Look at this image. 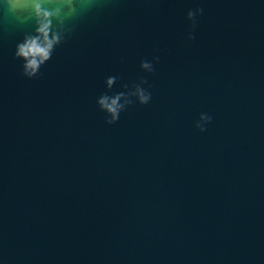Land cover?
Instances as JSON below:
<instances>
[{
    "label": "water",
    "instance_id": "obj_1",
    "mask_svg": "<svg viewBox=\"0 0 264 264\" xmlns=\"http://www.w3.org/2000/svg\"><path fill=\"white\" fill-rule=\"evenodd\" d=\"M0 264H264V0H0Z\"/></svg>",
    "mask_w": 264,
    "mask_h": 264
},
{
    "label": "clouds",
    "instance_id": "obj_2",
    "mask_svg": "<svg viewBox=\"0 0 264 264\" xmlns=\"http://www.w3.org/2000/svg\"><path fill=\"white\" fill-rule=\"evenodd\" d=\"M50 47H51V45H49V48ZM36 52H41L43 54V58L44 59H47L48 58L47 50L39 49L34 44L29 45V46H26V47H22L20 49V55L21 56H24L25 58H27L29 55L34 54ZM27 67L28 68H31L33 71H35V69L37 67L36 61L34 59L31 60V61H29V64H28ZM109 84H111V81H109ZM115 104H116V101L113 100L112 105L111 106H108V110L110 112H112V113H115L116 112Z\"/></svg>",
    "mask_w": 264,
    "mask_h": 264
}]
</instances>
